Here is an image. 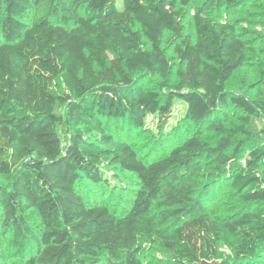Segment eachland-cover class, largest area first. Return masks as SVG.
Listing matches in <instances>:
<instances>
[{"label":"trees","instance_id":"1","mask_svg":"<svg viewBox=\"0 0 264 264\" xmlns=\"http://www.w3.org/2000/svg\"><path fill=\"white\" fill-rule=\"evenodd\" d=\"M190 1L0 0V264L8 235L20 264H235L264 249V145L251 142L264 99L228 90L252 58L264 74V55L224 13L245 0H203L175 66L166 33L183 35ZM144 75L154 86L136 91ZM176 101L188 131L160 154L115 146L113 122L151 114L163 130ZM86 183L132 197L112 206ZM227 187L241 206L222 213Z\"/></svg>","mask_w":264,"mask_h":264},{"label":"rangeland","instance_id":"2","mask_svg":"<svg viewBox=\"0 0 264 264\" xmlns=\"http://www.w3.org/2000/svg\"><path fill=\"white\" fill-rule=\"evenodd\" d=\"M203 0H191L190 4L186 9L184 18L185 30L181 37L175 38L172 42H168V39L172 37L171 32L166 33V52L172 63L177 66V57L175 47L180 44L184 38H195V25H194V14L197 12V8ZM262 5V7H261ZM225 15L231 20H234L238 24V28L242 33L243 37L258 50H262L261 54L264 55V0H245L244 4L237 8H231L226 10ZM143 83L135 87L136 91L144 88H150L154 86L155 79L152 76L144 75L142 78ZM228 90L235 95H247L257 100L264 99V74L260 70V65L255 58L245 64V66L239 68L233 78L228 82ZM126 93V92H125ZM127 94H130L127 92ZM185 114V105L179 101L175 102L174 105V116L166 127L161 129L159 126L158 118L156 115L148 114L144 118L143 127H135L133 122L129 119L122 121H116L112 123L111 129L117 128L122 131L121 135L116 136L115 146L119 147L127 143H131L134 148L141 155L160 154V152L167 148L169 144L173 142V135H181L185 131H188L187 125L182 122V117ZM242 112L233 107L229 108V120L238 122V116ZM253 127L254 137L251 141L256 145H264V112L254 118ZM129 133V134H127ZM61 136L63 144L68 143L70 137L69 132L66 128L61 129ZM106 142L101 140H95L94 146L103 148L107 146ZM131 184L132 189H136L138 186ZM86 188L89 189V195L96 196L99 200L105 202H111L112 206H118L122 204V200L125 198L130 199L132 197L131 192H125L120 194L117 192H110L108 189L101 190L100 186L86 183ZM129 191H132L129 188ZM122 195L124 198H122ZM241 206L240 199L236 194H232L230 187H227L218 197V203L216 207L221 209L222 213L232 212L235 208ZM4 239V251L7 258L6 264H20V258L12 255L10 249V235ZM226 255H232L231 251L223 248ZM26 250L29 254L34 253L33 246L27 244ZM235 264H264V249L259 252L258 256L254 259L236 261Z\"/></svg>","mask_w":264,"mask_h":264}]
</instances>
